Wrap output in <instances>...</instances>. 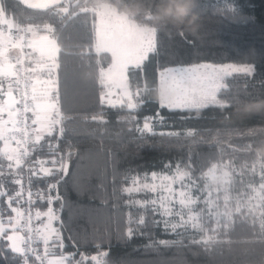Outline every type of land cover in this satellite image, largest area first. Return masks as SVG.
I'll list each match as a JSON object with an SVG mask.
<instances>
[{
    "label": "trees",
    "instance_id": "1",
    "mask_svg": "<svg viewBox=\"0 0 264 264\" xmlns=\"http://www.w3.org/2000/svg\"><path fill=\"white\" fill-rule=\"evenodd\" d=\"M101 4L110 5L138 25L153 28L157 35L156 50L130 74L131 88L136 89L137 84L141 88L140 104L131 113L126 107L100 103L99 70L110 57L96 55L94 47L89 52L88 38H94L95 8ZM4 5L11 14L12 0H4ZM73 5V12L80 15L64 32L57 74L66 118L59 148L69 166V175L59 186L62 201L54 203L63 223L64 253L75 252L77 247L89 256L106 252L107 264H264V237L256 219L259 212L253 215L246 206L252 194L249 185L261 183L252 169H264V0H73ZM181 7L188 9L184 17L177 14ZM201 61L253 65L250 74L226 77L228 87L220 99L232 107L161 109L158 71ZM93 116L100 119L94 121ZM146 117L153 118L152 131H137ZM189 130L195 134L187 135ZM245 146L247 149L241 150ZM41 155L37 152L32 159ZM228 161L234 165L225 163ZM178 164L190 173L188 183H195L194 194L200 197L195 207L202 212L204 226L201 231L190 226L179 229L180 235L165 232L162 222L154 223L162 217L151 204L143 208L135 203L154 199V193L124 191L133 177L172 174ZM6 165L5 161L0 182L14 193L17 186ZM215 165L226 168L232 179L231 186L224 182L230 196L227 207L221 197L223 190H212L208 172ZM50 182L54 179L35 180L32 189L46 190ZM208 192L218 203L214 213H233L235 223L227 234L223 227L218 234L212 233L217 220L209 215L205 203ZM238 202L245 205L239 215L235 213ZM47 207V203L38 202L32 209L35 213ZM4 214L9 215L7 204ZM141 216L143 225L138 223ZM225 222L221 215V225ZM129 227L133 229L131 238ZM205 230L216 235V241L207 247L193 242L200 241ZM160 241L174 243L163 245ZM51 251L59 255V249ZM0 264L20 262L5 245Z\"/></svg>",
    "mask_w": 264,
    "mask_h": 264
},
{
    "label": "snow or ice",
    "instance_id": "2",
    "mask_svg": "<svg viewBox=\"0 0 264 264\" xmlns=\"http://www.w3.org/2000/svg\"><path fill=\"white\" fill-rule=\"evenodd\" d=\"M13 9L11 14L0 0V177L5 172L7 162L8 174L13 177L12 183L17 186L15 192H10L0 182V252L4 246L18 259L20 264H107L108 253L98 251L89 256L81 253L79 248L75 252L65 254L67 245L62 235V227L53 226V222L59 221L53 207L56 201H62L59 194V186L69 175V166L65 162V156L60 152L59 143L65 132V115L62 111L59 95V77L53 81L52 71L57 74L60 69L59 56L63 51L62 41L64 32L76 24L80 13L73 12V0H12ZM122 29L127 30L121 25ZM110 29L107 22L101 19L95 26V37L88 38V51L96 47V55H107L110 63L107 68L100 67V84L102 88H116L119 91L118 99H113L110 90L101 94V104L107 103L110 107L127 108L129 113L136 110L140 104L141 88L137 84L133 92L130 86V74L132 69H140L150 54L156 50L157 35L145 36L137 34V45L134 48L118 47L109 39ZM93 39L94 42L93 43ZM83 55V53H82ZM47 71L48 80L40 77ZM250 66L236 65H199L194 69H164L160 73V85L172 93V101L160 103L161 109L168 108L171 111L195 109L199 111L208 106H216L227 110L232 107L226 99H220V93L227 89L226 77L233 73L250 74ZM30 114V115H29ZM6 117V118H5ZM157 118L162 117L157 113ZM92 119H100L93 116ZM151 117H146L143 128L137 127V131H152ZM138 123V122H137ZM187 135H194L189 130ZM169 135H178L169 133ZM45 147L47 151L44 152ZM247 146H245L246 150ZM223 151V149H221ZM37 152L43 155L32 159ZM59 154V155H58ZM71 158V152L67 154ZM234 165V161H228ZM167 167V166H166ZM254 175H259V185L250 184L251 195L246 201L247 210L259 220L261 236L264 237V169H252ZM25 174L27 175V188L25 187ZM225 184L231 186L232 179L228 171L224 172ZM53 178L54 182L47 184V189H38L33 192L35 180H47ZM157 174H152V180L157 179ZM147 179V177H145ZM161 183H139L137 177L132 178V187L124 191L152 192L157 197L150 201H136L140 207L153 206V211L162 217L165 232L180 235L179 229L190 226L193 230L201 231L204 226L201 223L202 212L195 211V205L199 202V195L194 194L195 183L184 167L176 166L172 176L159 177ZM187 181V183H185ZM179 184V189L174 185ZM56 194L53 195L52 193ZM230 196L225 189L224 202L227 207ZM47 203L48 209L42 212L35 211L33 217L31 208L37 203ZM29 207L24 209L23 205ZM209 215L216 217L217 223L212 233L218 234L223 227L225 234L235 223L231 211L214 213L213 208L218 207L217 200L208 192L205 197ZM7 204L9 212L7 221L4 219V205ZM179 205V210L173 205ZM158 205V206H157ZM245 205L237 203L235 213L239 215ZM63 203H61V210ZM188 212L187 219L184 212ZM226 218L221 225L220 216ZM173 216L178 219L174 220ZM46 218V219H45ZM33 219L38 226H33ZM131 224V217L129 218ZM139 224L145 223V218L140 217ZM133 229L129 227L128 236L131 238ZM216 241V235H205L200 241L193 239L194 243H202L210 246ZM168 245L169 241H160ZM34 244L43 245V253ZM100 246L97 245V248ZM52 248L59 249V255L54 256ZM80 259L77 260L76 256ZM53 256V258H49Z\"/></svg>",
    "mask_w": 264,
    "mask_h": 264
},
{
    "label": "rangeland",
    "instance_id": "3",
    "mask_svg": "<svg viewBox=\"0 0 264 264\" xmlns=\"http://www.w3.org/2000/svg\"><path fill=\"white\" fill-rule=\"evenodd\" d=\"M98 7L95 8L96 14L99 17L98 24L100 23L101 19H104L107 22V24L109 26V29H110L109 39L116 46L123 47L125 45L126 48L127 47H130V46L136 47V45H137L136 35L137 34H140L138 30H135L136 27H142V29H144V35L145 36L154 35V29L153 28L147 27V26H144V25H138L135 22H133L132 20H129L128 18H126L127 16L125 14H123V13H121V15H122L121 17H125V18H122V19H125L123 21H120V20L115 21V20H111L109 18H105L104 15H105V11L107 9H110L113 13H116V12H114L116 10L113 7H111L110 5H108V4H101L100 5L101 8H98ZM121 25L125 26V28L127 30L122 29ZM132 26L134 27V31L133 32H131L132 28L130 29V27H132ZM199 65H215V66H220V65H236V66H250L252 68V70H253V65L252 64H250V63H237V62L213 63V62H209V61H201V62L191 63V64L166 66V67H164V68H162V69H160L158 71L159 91H160L159 92V99H160L161 103H169V102H171L172 101V93L169 92L162 85H160V73L164 69H173V68H177V69H180V68H182V69H194L196 66H199ZM2 146H3V144H2V142H0V147H2ZM225 171H228V170L226 168L222 167V166L215 165L208 172V176H209L210 182L213 183L212 190L214 192L217 189L223 190V193L221 195L222 198H224V196H225V184H224V182H225L226 179L229 178V177H225L224 176V172ZM174 173H175V171L172 174H168V173H156L158 178L155 181L152 180V174L153 173H150L147 176H144L143 178H138V179H139V183L141 185L143 183H149V184H151L153 182H155L157 185H159L161 183V180L159 179V177H162L164 175L172 176V175H174ZM145 177H147V179H145ZM185 183H187V181H185ZM132 186L133 185H132V182H131L130 185H129V187H132ZM174 187L176 189H179L180 185L179 184H176V185H174ZM157 195H158L157 193H154L153 198H156ZM228 195H229V193H228ZM223 201H224V199H223ZM53 207H54V205H53ZM173 207L176 208L177 210H179V205L174 204ZM47 209H48V207L44 211H42V212H46ZM54 209L56 211V215H58L60 217V215H59V209H56V208H54ZM195 211L199 212L196 207H195ZM79 215L82 216L84 214H82V212H80ZM187 217H188V212L185 211L184 212V218L187 219ZM7 218H8V216L5 217V214H4L5 221H7ZM61 224L63 225V223H61L60 220L53 222V226L54 227H57V228H61ZM36 226H38V222L37 221L35 222V227ZM62 229H63V227H62ZM62 229H61V231H62ZM65 254H68V253H65ZM51 258H53V256H50V259Z\"/></svg>",
    "mask_w": 264,
    "mask_h": 264
},
{
    "label": "crops",
    "instance_id": "4",
    "mask_svg": "<svg viewBox=\"0 0 264 264\" xmlns=\"http://www.w3.org/2000/svg\"><path fill=\"white\" fill-rule=\"evenodd\" d=\"M98 8H101L100 6L98 7ZM113 9V8H112ZM114 12H116V13H113L110 9H107L106 11H105V15H104V17L105 18H109V19H111V20H115V21H118V20H120V21H123V20H125V19H122V18H125V17H121L122 15H121V13H119V12H117V11H114ZM127 18V17H126ZM129 19V18H128ZM98 20H99V17H98V15L96 14V11H95V24H94V37H95V26L96 25H98ZM130 20V19H129ZM125 22V21H124ZM132 28V30H131V32H133L134 31V27L132 26V27H130V29ZM135 30H138L139 31V33L140 34H142L143 33V35H144V29H142V27H136L135 28ZM95 43V42H94ZM95 48V51H97L98 49L96 48V47H94ZM122 48H126L125 47V45L122 47ZM127 48H134L133 46H130V47H127ZM111 61L109 60V62H108V64L106 65V66H104V68H107L108 66H109V63H110ZM99 73H100V70H99ZM42 80H48L49 79V73L47 72V71H45L44 72V74L40 77ZM51 79L53 80V81H55L56 79H57V72L56 71H52V73H51ZM99 82H100V77H99ZM112 91L113 92V99H118L119 97L116 95V93L119 91L118 89H116V88H111V89H109V88H102L101 87V89H100V91H99V97L101 98V94H102V92L103 93H106V92H108V91ZM131 90L133 91V92H135L136 91V89H132L131 88ZM159 79H158V96H159ZM159 101H160V99H159ZM161 102V101H160ZM100 103H101V99H100ZM104 105H107V103L105 102V104ZM54 208H55V206H54ZM47 211V210H46ZM54 256H56V255H54Z\"/></svg>",
    "mask_w": 264,
    "mask_h": 264
},
{
    "label": "built area",
    "instance_id": "5",
    "mask_svg": "<svg viewBox=\"0 0 264 264\" xmlns=\"http://www.w3.org/2000/svg\"><path fill=\"white\" fill-rule=\"evenodd\" d=\"M30 115V114H29ZM33 190V192H35V191H37V189H32ZM23 207H24V209L25 210H27L28 209V205L25 203L24 205H23ZM31 212H32V215H33V217L35 216V213L33 212V209L31 208ZM35 222H36V220L35 219H33V226L35 227ZM34 247H37L38 249H39V251L41 252V253H43V245L42 244H34ZM50 258V257H49ZM37 264H39V262H37Z\"/></svg>",
    "mask_w": 264,
    "mask_h": 264
},
{
    "label": "clouds",
    "instance_id": "6",
    "mask_svg": "<svg viewBox=\"0 0 264 264\" xmlns=\"http://www.w3.org/2000/svg\"><path fill=\"white\" fill-rule=\"evenodd\" d=\"M177 14L180 16V17H184L188 14V9L187 7H181L177 10ZM262 152H264V149L261 150Z\"/></svg>",
    "mask_w": 264,
    "mask_h": 264
}]
</instances>
